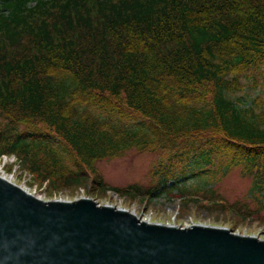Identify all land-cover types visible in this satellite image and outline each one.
Returning <instances> with one entry per match:
<instances>
[{
	"label": "trees",
	"instance_id": "obj_1",
	"mask_svg": "<svg viewBox=\"0 0 264 264\" xmlns=\"http://www.w3.org/2000/svg\"><path fill=\"white\" fill-rule=\"evenodd\" d=\"M263 70L264 0H0V156L187 204L240 167L261 194ZM132 150L159 156L150 188L104 184L97 164Z\"/></svg>",
	"mask_w": 264,
	"mask_h": 264
},
{
	"label": "water",
	"instance_id": "obj_2",
	"mask_svg": "<svg viewBox=\"0 0 264 264\" xmlns=\"http://www.w3.org/2000/svg\"><path fill=\"white\" fill-rule=\"evenodd\" d=\"M0 264H264V241L89 199L46 202L0 177Z\"/></svg>",
	"mask_w": 264,
	"mask_h": 264
},
{
	"label": "rangeland",
	"instance_id": "obj_3",
	"mask_svg": "<svg viewBox=\"0 0 264 264\" xmlns=\"http://www.w3.org/2000/svg\"><path fill=\"white\" fill-rule=\"evenodd\" d=\"M247 91L236 95V98L245 96L249 100L260 94V90L251 87ZM4 127V124L0 125V133ZM158 160L156 154L132 150L122 158L98 163L96 169L109 187L123 189L136 186L148 190L152 184L150 172ZM0 167L3 170L1 173L14 178L19 186L26 187L35 197L46 202L89 199L102 206L135 213L139 219L151 224L225 228L234 234L264 241V193L255 192L254 176H247L240 167H233L226 177L217 182L214 188L216 198H198L189 204L177 193L173 194L176 196H158L160 193H156L152 197L133 198L113 191L103 192L93 174L88 175V182L81 187L64 188L52 181H42L11 156H0ZM195 182L191 180L186 185L191 187Z\"/></svg>",
	"mask_w": 264,
	"mask_h": 264
},
{
	"label": "bare ground",
	"instance_id": "obj_4",
	"mask_svg": "<svg viewBox=\"0 0 264 264\" xmlns=\"http://www.w3.org/2000/svg\"><path fill=\"white\" fill-rule=\"evenodd\" d=\"M1 172H3V170H2V168L0 167V177H2V178H4V179H6L7 181H9V182H11V183H13V184H16V182L14 181V180H12L9 176H7L5 173L3 174V173H1ZM22 188L21 189H23L24 191H26L28 194H31L32 196H33V194L31 193V191H29L26 187H23V186H21ZM35 196V195H34ZM37 198V197H36ZM39 199V198H38ZM41 200V199H40ZM145 222H147V221H145ZM147 223H150V222H147ZM169 226H174V225H169Z\"/></svg>",
	"mask_w": 264,
	"mask_h": 264
},
{
	"label": "built area",
	"instance_id": "obj_5",
	"mask_svg": "<svg viewBox=\"0 0 264 264\" xmlns=\"http://www.w3.org/2000/svg\"><path fill=\"white\" fill-rule=\"evenodd\" d=\"M12 180H14V178H11ZM15 181V180H14Z\"/></svg>",
	"mask_w": 264,
	"mask_h": 264
}]
</instances>
